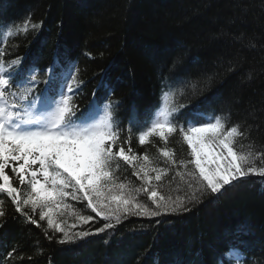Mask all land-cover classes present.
Returning a JSON list of instances; mask_svg holds the SVG:
<instances>
[{
    "label": "trees",
    "instance_id": "obj_1",
    "mask_svg": "<svg viewBox=\"0 0 264 264\" xmlns=\"http://www.w3.org/2000/svg\"><path fill=\"white\" fill-rule=\"evenodd\" d=\"M29 15L32 22H42L41 28L9 40L6 59L38 58L39 69L53 61L62 68L73 65L83 81L74 102L83 110L98 98L103 105L117 101L124 136L130 117L142 123L151 116L163 89L187 105L181 120L197 108L206 116H221L246 130L245 148L251 140L264 150V0H0V26ZM137 130L132 149L168 167L153 146L163 143L152 138L153 143L141 146ZM178 139L171 137L168 147L177 161L189 159L187 146ZM133 171L121 161L118 182L140 187ZM177 171L182 169L172 168L163 181H153L157 198L187 201L191 191ZM3 198L7 215L6 223L0 221V264H218L229 247L247 264H264L261 177L229 186L222 195L205 192L187 203L188 211L152 218L129 215L113 229L63 245L56 242L61 233L48 230L54 238H46V221L39 222L42 227L26 222ZM137 199L152 207L146 194ZM65 203L71 207L59 219L68 230L76 217L72 211L93 217L72 227L74 232H94L106 222L83 199L69 197ZM13 248L16 254L9 260Z\"/></svg>",
    "mask_w": 264,
    "mask_h": 264
},
{
    "label": "snow or ice",
    "instance_id": "obj_2",
    "mask_svg": "<svg viewBox=\"0 0 264 264\" xmlns=\"http://www.w3.org/2000/svg\"><path fill=\"white\" fill-rule=\"evenodd\" d=\"M41 26L42 22H32L31 15L20 23L0 26V221L6 223V195L26 222L42 227L39 222L46 221L47 239L54 238L48 235L51 230L62 234L57 243L74 244L113 229L122 217L152 218L188 211L187 203L198 201L205 192L222 195L229 186L249 177L264 178V150H257L251 140L245 148L241 141L248 137L240 123L229 125L221 116H206L198 108L181 120V110L187 105L177 103L171 91L162 89L160 104L142 123L138 117H130L124 136L117 101L109 99L102 106L90 103L83 110L74 102L75 89L83 83L78 69L60 77L55 67L46 73L39 69L38 58L29 62L19 56L6 59L9 40ZM134 128L138 129L139 145L153 143L152 138L163 143V147L153 146L168 167H158L146 152L138 154L132 149ZM173 136L187 146L189 159L177 161L174 149L168 147ZM121 161L134 169L133 175L142 182L140 187L118 182L115 173ZM172 168L182 169L176 175L191 191L187 201L163 195L157 198L153 181H163ZM140 193L147 195L152 207L137 199ZM69 197L87 201V207L106 221L103 226L94 232L65 228L59 217L71 207L65 203ZM69 214L82 224L93 219L75 211ZM15 254L13 248L7 259ZM225 260L247 264L235 247H229L218 264H225Z\"/></svg>",
    "mask_w": 264,
    "mask_h": 264
},
{
    "label": "rangeland",
    "instance_id": "obj_3",
    "mask_svg": "<svg viewBox=\"0 0 264 264\" xmlns=\"http://www.w3.org/2000/svg\"><path fill=\"white\" fill-rule=\"evenodd\" d=\"M72 45V44H71ZM85 201V200H84ZM87 202V201H86ZM95 214V213H94ZM96 215V214H95ZM73 223V222H72ZM79 221L77 220V217H74V224L73 225H78ZM69 226V225H68ZM76 228V227H75ZM69 230L71 232H74L73 228L69 226Z\"/></svg>",
    "mask_w": 264,
    "mask_h": 264
}]
</instances>
